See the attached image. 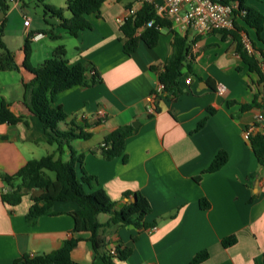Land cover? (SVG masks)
<instances>
[{
	"label": "crops",
	"instance_id": "obj_1",
	"mask_svg": "<svg viewBox=\"0 0 264 264\" xmlns=\"http://www.w3.org/2000/svg\"><path fill=\"white\" fill-rule=\"evenodd\" d=\"M56 1L46 3L61 7ZM128 1L107 0L99 15L88 16L92 28L80 31L78 36L60 26L57 17L31 18L28 3L35 0L10 1L3 39L21 68L0 71V107L5 100L26 121L0 125V264H15L24 254L52 253L72 236L82 237L72 251L75 264H105L89 240L90 232H73L74 220L69 212L77 209L75 202L58 201L54 204L58 214L40 216L30 224L26 215L40 189H25L26 194L16 205L2 200V174L13 175L29 160L56 150L48 142L41 120L23 102V83L33 78L23 67L24 44L30 33L37 32L43 36L31 38L34 65L50 58L62 45L71 65L92 62L102 76L94 86H74L59 93L54 103L63 106L67 122L75 119L88 123L85 130L92 136L71 142L78 153L85 154V169L117 202V209L132 202L133 195L124 196L127 191L141 192L151 204L152 211L144 219L149 227H105L109 248L121 244L133 249L127 259L114 262L190 264L196 253L206 249L209 257L199 264H264V167L245 137L247 129L251 134L262 131L264 107L242 110L256 93L264 105L257 74L237 53L231 35L216 31L197 34L174 22V28L187 35L191 43L192 70L183 67L180 85L184 93L161 99L160 111L156 112L154 94L159 73L173 52V33L164 29L155 47L140 41L138 49L127 54L121 25ZM247 4L264 14V0H247ZM133 7H141L138 0ZM65 16H71V12ZM27 18L30 22L25 25ZM237 23L246 29L242 32L244 40L264 48V29L260 39L256 29L240 17ZM221 84L226 87L223 93L217 89ZM150 104L152 113L148 111ZM207 116L204 126L197 129ZM133 123L137 131L126 139L123 154L111 160L103 158L105 136ZM60 127L65 129L66 124ZM221 150L228 153L227 163L218 171L203 174ZM64 158H70L69 151ZM199 175L202 179L197 181ZM203 197L211 203L207 209L201 207ZM110 217V213L98 215L102 223ZM231 235H236L237 242L225 247L222 240Z\"/></svg>",
	"mask_w": 264,
	"mask_h": 264
},
{
	"label": "trees",
	"instance_id": "obj_2",
	"mask_svg": "<svg viewBox=\"0 0 264 264\" xmlns=\"http://www.w3.org/2000/svg\"><path fill=\"white\" fill-rule=\"evenodd\" d=\"M11 0H0V71L20 70L14 53L7 47L3 37L7 22V11L10 8ZM44 7V14L50 17H57L59 25L68 31L72 36H78L82 30L92 28V22L88 18L91 14L99 15L102 5L107 0H67L66 7H55L46 3V0H36ZM121 1V0H119ZM137 0H129L126 8L129 10ZM225 3L237 2V13L248 25L256 29L259 38L264 29V14L247 4V0H220ZM65 10L71 12V16H65ZM152 21L151 25L148 23ZM142 32L138 34L139 30ZM167 29L173 33V52L166 58L164 69L159 73V81L164 85L162 91L155 92V110L160 111L158 103L164 97L172 95L174 98L184 93L180 85L183 76V67L192 70L193 55L189 57L191 43L187 35L181 34L174 28V20L169 16L158 14L150 3H143L135 14L125 18L121 25L126 40L124 51L132 54L138 49L140 41L145 42L149 47H155L162 34ZM224 35H231L236 41L237 53L243 62L248 65L249 70L256 73L258 83L263 87L264 98V48H257L252 42L250 51L246 45L242 32L246 29L235 23L231 29L215 30ZM30 33L24 44L25 61L23 67L33 74V78L24 81L23 102L27 108L36 115L43 123L44 131L48 136V142L56 146L53 153L47 154L39 159L29 160L17 173L2 174L5 187L2 190V200L8 204L16 205L21 202L22 197L28 191L38 188L41 194L33 198L26 219L28 223L34 224L43 215H56L54 204L58 201H73L77 209L69 212L73 217V232H90L89 240L105 264H116L114 259L125 260L133 249L129 246L123 247L118 244L109 248L104 235L107 226L134 225L140 229L150 226L144 219L152 211L151 204L147 197L141 192L127 191L124 196L133 195L135 201L128 202L117 209V202L114 201L106 190L100 185L97 177L89 173L84 166L85 154L78 153L71 145L76 139H89L92 132L85 130L88 123H79L75 119L67 122L68 114L61 104H54L56 96L74 86L91 87L102 81V76L92 62H79L71 65L67 58L66 48L58 46L53 55L39 65L31 61L32 45ZM215 88L214 85H211ZM259 93H256L253 101L242 105V110L252 107H264L259 101ZM231 103V102H230ZM210 113L214 112L209 108ZM208 116L201 120L197 129L206 123ZM26 121L23 116L15 114L9 104L3 100L0 107V125L16 124ZM61 123L66 128L60 127ZM260 124V123H258ZM137 128L133 125L120 126L107 136L101 145V155L105 159H114L123 154L126 139L134 134ZM250 145L258 159L259 164L264 167V125L260 132L252 133L249 136ZM70 152V158L65 159V153ZM228 161V153L221 150L213 159L210 166L203 171L211 173L221 169ZM53 174V175H52ZM202 175L196 177L197 181ZM89 190H87V188ZM202 208H209L211 203L205 197L200 201ZM100 213H110V219L102 223L98 219ZM82 240L81 236H72L66 239L62 246L49 254L33 255L24 254L15 260V264H75L72 259V251ZM237 242L236 235L225 237L222 244L225 247L234 245ZM209 257L208 250H202L194 255L190 264H199Z\"/></svg>",
	"mask_w": 264,
	"mask_h": 264
},
{
	"label": "built area",
	"instance_id": "obj_3",
	"mask_svg": "<svg viewBox=\"0 0 264 264\" xmlns=\"http://www.w3.org/2000/svg\"><path fill=\"white\" fill-rule=\"evenodd\" d=\"M140 6L147 2L154 6L156 12L162 16L171 17L174 22L182 23L185 27L192 29L197 34H205L220 29H231L234 27L239 15L237 13L238 3H225L220 0H138ZM138 10L132 7L127 11V18L135 14ZM122 18H119V22ZM30 19L25 20V25H28ZM152 21L148 23L151 25ZM43 36L42 32L35 33L32 38H40ZM246 47L251 51L252 44L249 40H244ZM193 55L190 51L189 57ZM190 83V79H187ZM164 85L159 82L156 92L162 91ZM218 92L223 93L226 89L225 85L218 86ZM148 111L154 112L153 106L148 105ZM251 129L245 131V137L249 139ZM114 248L112 252H114Z\"/></svg>",
	"mask_w": 264,
	"mask_h": 264
},
{
	"label": "rangeland",
	"instance_id": "obj_4",
	"mask_svg": "<svg viewBox=\"0 0 264 264\" xmlns=\"http://www.w3.org/2000/svg\"><path fill=\"white\" fill-rule=\"evenodd\" d=\"M58 2L57 4H61V7L65 8L66 5L64 4L65 3V0H58L56 1ZM59 8V7H58ZM28 9L30 10V14L29 16L32 18H38V17H43L45 16L44 14V7L41 5V4H38L37 1L35 0V2H31V3H28ZM67 12V10H65V13ZM50 18V16H48ZM167 30H165L166 32Z\"/></svg>",
	"mask_w": 264,
	"mask_h": 264
},
{
	"label": "water",
	"instance_id": "obj_5",
	"mask_svg": "<svg viewBox=\"0 0 264 264\" xmlns=\"http://www.w3.org/2000/svg\"><path fill=\"white\" fill-rule=\"evenodd\" d=\"M2 16V13H0V17ZM133 125H134V127H137V124L136 123H133ZM27 190V189H26ZM136 200V197H134L133 199H132V201H135Z\"/></svg>",
	"mask_w": 264,
	"mask_h": 264
}]
</instances>
